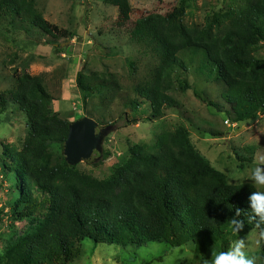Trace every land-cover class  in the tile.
Listing matches in <instances>:
<instances>
[{
    "label": "trees",
    "instance_id": "obj_1",
    "mask_svg": "<svg viewBox=\"0 0 264 264\" xmlns=\"http://www.w3.org/2000/svg\"><path fill=\"white\" fill-rule=\"evenodd\" d=\"M188 2L182 0L166 14L145 12L134 20L130 0H106L118 9L116 27L128 30L132 40L157 58L152 74L134 87L137 100L130 108L139 110L141 99L150 106L152 118L181 108L170 94L174 73L188 71L187 59L194 63L200 57V69L208 79L225 87L223 100L235 122L264 114V0H244L238 11L214 16L203 26L185 23ZM0 14L55 39L74 37L46 20L37 0H0ZM14 77L9 94L27 117L28 134L21 149L15 145L5 149L11 163L4 164V174L16 188L11 213L19 222L37 221L40 216L46 220L6 251L4 264H70L78 255L77 245L89 239L136 249L150 243L173 249L193 243L195 253L205 256L218 242L221 251H228L233 241L226 231L230 222L232 227L259 231L257 264H264V222L250 200L258 189L251 183L230 184L196 153L185 128L166 133L156 152L130 145L128 160L100 180L80 171V164L70 166L65 158L53 164L49 145L64 148L71 122L53 112L45 74L15 73ZM108 83L118 87L113 74L87 77L82 70L76 76L77 88L85 93L84 105ZM179 89L185 93L192 86L182 81ZM1 105L4 109L6 104ZM236 157L241 167L253 162Z\"/></svg>",
    "mask_w": 264,
    "mask_h": 264
},
{
    "label": "rangeland",
    "instance_id": "obj_2",
    "mask_svg": "<svg viewBox=\"0 0 264 264\" xmlns=\"http://www.w3.org/2000/svg\"><path fill=\"white\" fill-rule=\"evenodd\" d=\"M181 1L130 0L133 19L145 12L166 14ZM242 6L244 0H189L185 23L203 26L211 23L214 16L236 12ZM37 8L46 20L74 37L55 39L15 17L0 14V264H4L7 250L32 235L46 220L40 216L37 221L19 222L11 213L10 203L16 188L4 174V164L11 163L5 149L8 145L21 149L28 134L27 117L9 94L15 73L45 74L55 114L71 123L88 117L99 124V129L109 131L102 153H95L92 159L79 165L84 173L106 179L128 160L130 145L156 152L166 133L185 128L196 153L230 184L254 185L250 178L252 170L257 166L264 168V114H259L255 121L235 122L229 114L231 107L223 100L225 87L208 79L200 69V57L194 63L187 59L188 71L177 69L174 73L175 86L170 94L180 102L181 108L167 110L162 118H152L145 101L138 99L142 104L137 111L130 104L137 100L134 87L152 74L157 58L144 44L132 40L128 30L116 27L117 8L109 6L106 0H37ZM82 70L87 77L95 73L113 74L118 87L108 83L84 105L85 93L76 85L77 73ZM182 81H187L192 89L181 92ZM1 102L6 104L4 109ZM49 150L53 164L65 158L62 145L51 144ZM236 155L252 158L253 162L241 167ZM233 229L236 234L231 235L232 240H242L248 255L257 258L259 231L241 226ZM77 248L78 255L70 264H168L170 255L176 257L172 264H205L216 250L198 256L193 243L177 249L150 243L136 249L96 244L91 239Z\"/></svg>",
    "mask_w": 264,
    "mask_h": 264
},
{
    "label": "water",
    "instance_id": "obj_3",
    "mask_svg": "<svg viewBox=\"0 0 264 264\" xmlns=\"http://www.w3.org/2000/svg\"><path fill=\"white\" fill-rule=\"evenodd\" d=\"M258 117L256 116L253 121ZM108 134V130L99 129V124L91 118L84 117L72 122L63 150L66 162L70 166H77L92 159L95 153H102Z\"/></svg>",
    "mask_w": 264,
    "mask_h": 264
},
{
    "label": "clouds",
    "instance_id": "obj_4",
    "mask_svg": "<svg viewBox=\"0 0 264 264\" xmlns=\"http://www.w3.org/2000/svg\"><path fill=\"white\" fill-rule=\"evenodd\" d=\"M250 178L254 181L255 187L258 189L250 196L252 209L259 216L260 221L264 222V168L259 166L255 167L251 172ZM226 231L233 236L236 234L232 227V222H230ZM261 235L264 237V232ZM221 247L222 245L218 242L211 259L206 261L205 264H256L257 258L248 255L244 250L245 245L242 240H230L228 251L226 252L221 251ZM175 258L174 255L168 256V264H172Z\"/></svg>",
    "mask_w": 264,
    "mask_h": 264
}]
</instances>
